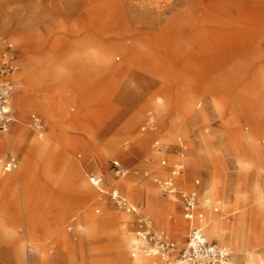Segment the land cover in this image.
Segmentation results:
<instances>
[{
	"label": "rangeland",
	"instance_id": "1",
	"mask_svg": "<svg viewBox=\"0 0 264 264\" xmlns=\"http://www.w3.org/2000/svg\"><path fill=\"white\" fill-rule=\"evenodd\" d=\"M233 6L231 0H0V80H7L12 88L9 109L13 122L8 132L21 125L28 139L48 133L50 117L44 116L42 108L31 102L52 101L57 108L52 118L53 128L63 140L71 139V144H106L111 139H118L125 149V153L109 158L107 174H101L95 166L85 165L86 178L98 182V185L92 182V190L100 193V197L87 207L81 205L86 193L77 186L68 163L67 166L57 165L55 173L46 172L41 177L42 184L61 175L63 182L57 188H50L59 194L57 197H52L48 203L45 202L48 199H44L41 204H32L22 211L23 224H27L29 216L33 218L30 226L22 224L23 227H20L19 244L24 246L26 253L34 250L35 255L43 259L40 264H97L105 261L107 256L100 251L102 240L95 233H75L74 225H81L84 231L89 226V216L84 211L91 205V215L98 219L95 227L103 235L115 225L112 220L113 223L125 224L128 231L140 239L143 238L139 233L145 230L163 235L175 246L173 259L180 258L188 250L194 229L189 228L190 220L186 218L187 207L183 196L194 194L193 214L201 212L204 195L209 191L206 183L212 176V166L190 173L174 188L175 192L166 191L163 182L173 176L177 159L188 151L187 138L172 139L176 133L171 135V132L178 105L185 99H192L197 88L205 87V77L194 68V62L187 56L204 45H211L212 51L216 52L224 49L221 33L229 30L227 20L238 15L237 11L231 10ZM179 17H190L195 25H182L178 22ZM246 17L248 15L244 13L242 21L247 22ZM247 26L244 23L242 27L246 30ZM205 30L211 31L212 36L205 37L202 34ZM102 32H106L111 41H121L145 53L147 58L164 56L157 63L168 71L170 91L165 92L163 83L158 82L152 90H161L164 98L169 100L163 124L152 111L151 115L147 113L141 119H135L147 98L148 87L154 82L153 76L146 78L145 73L124 63L114 70L90 64L82 69L84 76L81 78L82 70L73 69L67 62L71 50L85 49L86 38L97 39ZM201 38L207 39L206 42ZM20 76L22 82L18 83L16 79ZM19 85L25 88L28 97L24 109L26 118L20 117L21 112L12 100L13 91ZM72 95L90 100L84 113L75 118L67 114L68 98ZM210 100L208 98L205 104ZM207 106L211 124L209 131L212 133L213 129L219 136L214 147L221 149L228 145L224 143L229 142L226 131L230 128H226L223 122L230 116L225 120L214 118L212 125V104ZM150 116L156 118L154 130L149 127ZM190 132L199 140L202 136L201 124L192 126ZM4 134L0 132V137ZM140 135L150 137L144 150H138L134 144L136 136ZM233 143L240 144V141L237 138ZM158 149H162L165 155L156 161L148 159ZM60 153L52 160L56 164L63 160L64 149ZM12 158L16 159L17 167L20 165L22 157L7 152L2 156L3 170ZM255 163L261 168L264 161L257 160ZM225 167L228 188L220 194V203H227L225 217L233 221L241 215V210L235 211L236 186L244 182L252 184L257 179V170L243 169L233 155L227 156ZM156 168L165 171L166 175L160 180L156 178ZM15 170L3 174H11ZM261 180L264 185V173ZM108 182L112 184L108 185ZM113 188L120 190L119 201L112 196ZM153 189L158 193H152ZM130 200L137 210L129 203ZM173 206L179 207L177 214L173 212ZM217 208H220V214L221 204ZM253 208L255 206L251 203L244 210ZM67 209H72L76 215L66 223V226L72 225V229L68 230L72 237L60 244L50 227L54 218ZM108 217L111 219H106ZM117 238L120 240V235ZM106 239H103L104 243ZM207 241L222 247L217 241ZM145 247L147 250H158L149 241H145ZM260 252L264 254V244ZM229 254L233 257V264H242L234 253L229 251ZM25 257L27 261L31 258L29 255ZM126 257L132 259L131 251ZM0 264H20L6 235H0Z\"/></svg>",
	"mask_w": 264,
	"mask_h": 264
},
{
	"label": "bare ground",
	"instance_id": "2",
	"mask_svg": "<svg viewBox=\"0 0 264 264\" xmlns=\"http://www.w3.org/2000/svg\"><path fill=\"white\" fill-rule=\"evenodd\" d=\"M231 2L235 6L231 10L237 11L238 15L231 16L227 20L229 30L226 32L228 33H221L225 44L224 49L216 52L212 51L211 45H204L187 56L188 60L194 62V68L205 77V87L197 88L192 99H185L178 105V114L174 118V130L171 132V135L173 132L176 134L170 137L172 139L187 138L188 151L177 159L175 163L177 169L172 172L173 176L165 179L162 186H166V191H169L170 187L176 188L180 185L190 173L212 166L210 171L212 176L206 183L209 191L204 195L201 212H197L198 216L195 214L188 222L189 228L198 231V234H201L206 241L208 239L217 241L222 245V250L234 253L242 264H264V254L260 252L264 244V216L262 215L264 185L261 180L264 164L260 168L255 163L257 160L264 161V0H231ZM244 13L248 15L247 22L242 21ZM179 18L178 22L182 25H195L190 17ZM244 23L248 25L246 30L242 27ZM244 31L246 34H243ZM202 34L205 37L212 36L209 30H205ZM203 39L201 38V41ZM84 46L85 49L75 48L69 53L67 62L73 69L82 70L90 64H99L106 69L114 70L128 63L137 71L145 73L146 78L153 76L154 82L150 88L148 87L149 90L145 94L147 98L138 109L139 114H136L135 119H141L144 114H150L152 111L157 114L162 124L164 123L169 100L164 98L161 90L152 91L157 82L163 83L165 92L170 91L167 85L168 71L157 63L164 56L158 58L155 55L154 58H147L145 53L138 49L129 47L121 41H111L106 32L100 33L97 39L86 38ZM82 72L81 78L84 76V71ZM209 78L212 80L210 81ZM16 81L21 83V76L17 77ZM12 96L14 106L21 112L20 117L26 118L24 109L28 104V97L25 88L19 85ZM87 98L70 96L67 114L74 118L82 115L85 106L90 103ZM208 98L211 100L205 104ZM31 103L37 107L40 106L42 114L47 118L50 117V131L44 135L41 134L38 138L28 139L24 128L20 125L16 126L12 132H7L0 137V235H6L20 264H40L43 261L35 255L34 250L26 253L24 246L19 244L20 227L23 224L22 211L32 204H41L44 199H48L45 201L48 203L52 197H57L59 194L54 193L50 188H57L63 182L62 175L45 184L40 182L41 177L46 172L55 173L57 165L58 167L63 164L67 166L68 163V167L74 172L77 186L86 193V197L88 196L81 202L84 208L100 197V193L94 192L91 187L92 182L98 185L97 180L86 178L85 165L97 167L104 175L108 172L109 158L117 153H125L123 144L118 139H111L106 144H71V139L63 140L53 128L52 118L57 109L55 104L52 101L42 103L34 100ZM208 103L212 104V125L214 118L225 120L227 116H230L223 125L230 128L228 132L226 131V135L231 143H224L228 145H224L221 149L214 147L219 136L213 132V129L212 133L209 131L211 124ZM148 121L149 127L154 130L156 118L150 116ZM197 123L201 124L202 131L199 140L190 132L192 126L194 127ZM237 138L240 144L233 143ZM149 142L150 137L147 135L136 136L134 140L138 150L147 148ZM61 149H64L63 160L60 164H56L52 160L61 154ZM7 152L17 153L22 157V161L13 173L6 175V173L3 174L5 171L2 168V156ZM164 155L163 150L158 149L151 153L148 159L156 161ZM230 155L237 159L243 169L246 167L248 170L253 168L257 170V179L252 184L244 182L236 186L235 211L241 210V215L233 221L225 217L227 203H220V194L228 188L225 162ZM164 172L161 168H156V178L166 175ZM111 184L108 182V185ZM119 191L118 188H113L112 195L119 196ZM152 193H158V190L153 189ZM129 203L134 206L132 200ZM251 203L255 208L250 211L244 210ZM219 204H221L220 214V208H217ZM133 208L137 210L135 206ZM172 210L177 214L179 207L173 206ZM84 213L89 216L87 218L89 226L84 231L81 225H74L75 233L76 235L95 233L102 240L100 251L107 256V259L97 264H158V250L145 249V241L130 233L125 224L120 225L111 220V223L115 225L103 235L95 227L98 219L91 215L92 205L86 208ZM74 215L75 211L67 209L62 215L56 216L51 224V233L56 235L60 244L62 241H69L72 237L68 233L72 225L66 226V223ZM32 219L29 216L26 219L27 224L23 226H30ZM156 219L160 220L158 217ZM118 235L121 237L120 240L117 238ZM104 238H107L105 243ZM191 244L189 241L187 249ZM129 251H131V260L126 257ZM26 255L31 257L29 261Z\"/></svg>",
	"mask_w": 264,
	"mask_h": 264
},
{
	"label": "built area",
	"instance_id": "3",
	"mask_svg": "<svg viewBox=\"0 0 264 264\" xmlns=\"http://www.w3.org/2000/svg\"><path fill=\"white\" fill-rule=\"evenodd\" d=\"M12 69V68H11ZM11 85L7 80H0V132L7 133L13 122L12 113L9 109V98L11 93ZM17 168L15 158L8 161L4 167V171L9 173ZM169 191L175 192V189L170 187ZM113 196V195H112ZM187 212L186 218L191 220L194 216L193 209L195 207L194 194H184ZM119 201V196H113ZM140 237L145 241H149L158 248L160 256V264H233L232 257L229 252L218 248L216 245L209 243L204 239L198 231L194 230L191 245L184 254L177 259H173L175 246L172 242L166 239L159 233H153L150 230H145L139 233Z\"/></svg>",
	"mask_w": 264,
	"mask_h": 264
}]
</instances>
